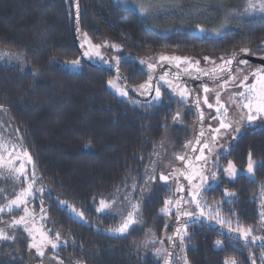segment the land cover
Segmentation results:
<instances>
[{
	"label": "trees",
	"instance_id": "trees-1",
	"mask_svg": "<svg viewBox=\"0 0 264 264\" xmlns=\"http://www.w3.org/2000/svg\"><path fill=\"white\" fill-rule=\"evenodd\" d=\"M246 2H232L237 7L231 13L237 18L222 29L214 23L222 12L215 14L211 5L205 4L202 13L156 28L151 18L115 0H77L80 40L87 50L102 45L99 52L109 53L104 59L122 57L116 66L136 89L150 74V60L139 63L145 58L214 59L243 48L251 49L247 54L264 55V14L249 15L242 10ZM73 20V0H0V48L16 53L22 61L21 65L0 61L1 122L17 131L18 144L31 155L38 184L44 189L38 198L27 201L28 209L34 211L26 218L27 227L33 229L37 243L44 238L41 233L53 240L60 233L59 246L44 248L40 256L28 247L32 236L24 225L10 228L8 233L16 239L0 242V264H156L145 245L144 231L158 234L165 227L171 232L174 220L167 222L160 213L169 190L157 171L165 158L184 149L191 135L192 109L165 90L160 103L140 101L129 94L122 98L109 87L113 73L82 61L77 70L69 69L66 61L79 55ZM249 151L256 161L264 162V124L243 127L238 138L215 156L216 183L202 195L209 206L220 203L215 213L226 222L217 223L231 229L253 226L252 234L257 236L264 167L255 169L254 180L247 175L231 179L218 170L229 160L245 169ZM146 168L148 175L156 177L150 184H146ZM225 189L235 193L230 202H225ZM130 193L132 201L140 204L137 218L141 223L126 234L112 235L108 230L121 222L124 197ZM100 199H116V210L97 212ZM61 201L83 213L84 221L73 219ZM22 214L15 210L1 218L18 219ZM185 227L183 245L179 248L177 242L175 248V252L180 249L185 264H223L230 257L239 259V264H264V245L237 241L197 221L184 225L182 232ZM216 241H222V246Z\"/></svg>",
	"mask_w": 264,
	"mask_h": 264
},
{
	"label": "snow or ice",
	"instance_id": "snow-or-ice-1",
	"mask_svg": "<svg viewBox=\"0 0 264 264\" xmlns=\"http://www.w3.org/2000/svg\"><path fill=\"white\" fill-rule=\"evenodd\" d=\"M257 7L261 13H264V0H248V5L245 11L257 10ZM139 11L142 15H147L150 9L141 7L139 8ZM198 27V30L201 32H204L205 29ZM79 31V29H77ZM216 35H220V32L217 31L215 33ZM113 48L119 49V45H111ZM261 46H264L262 44ZM81 47H84L82 44ZM102 47V45H95L90 46L89 50H86L82 53L84 57H87L89 59H92L94 57H98L101 60L104 58L101 56V53L99 52V48ZM240 53H250L251 49L249 48H243L239 50ZM122 57L117 56L114 57L115 64L118 65L121 61ZM205 60H210L211 58L205 57ZM222 63L220 65H217L216 68L204 71L202 69H199L196 67L198 65V61L193 64V62L187 58V57H169L161 55L158 57V64H152L148 63L147 68L149 70V77L148 80L144 83L137 86L135 91H140L142 94H149L152 96V102L154 103H160L163 99L162 93L160 90L159 83L163 81L165 84H167L168 88H170L180 99L178 102H185L187 97L190 96L192 93L187 88H180L179 86H173L172 82L169 80H166V76L170 75V73H164V74H156L158 76V79L154 81L153 79V73L156 72V68L162 64V62H173V61H184L188 63L189 67L185 71H191L195 70L197 72V78L200 77V75L209 77L212 79L214 83H217L221 80H223V86L227 87L229 84L234 85L236 87V92L229 97V103L231 105V108L234 110L233 112H230L229 106L221 101L220 99V92H216V115L212 117L214 121L218 122V127L212 128L211 125H209V134L212 138L213 143H215L216 139L221 134H232L235 133L237 135H233V139L238 138V134L241 132L242 128L245 126H251L254 125V123L257 121L258 118L264 119V67H260L255 69L254 71H249L247 68V61L245 60H239L238 54L233 53L230 58L220 57L219 58ZM237 65H244L243 68H237L235 70V73H233V62ZM107 62V61H105ZM139 63L141 65L145 64L146 62L144 60H140ZM212 63H215V61H212ZM66 64L71 66L72 68H78L80 65V60H72V61H66ZM179 67V65H177ZM245 72L248 74L245 75ZM227 74V78L225 79V76L223 74ZM178 78V77H176ZM123 77L119 74V69L117 68V80H122ZM252 80L253 82L250 84L249 80ZM239 81V83H237ZM108 84L116 88V84L113 81H108ZM119 93V95L127 97L128 90L127 86L125 88H117L116 89ZM211 91V89L208 88L207 84L203 87V92L205 93L204 103L207 104L208 108H213L212 104L208 103L207 100V94ZM154 93V95H152ZM133 103H136V101H133ZM200 100L197 98L196 100V107L199 108ZM3 106L0 105V108ZM235 115L238 117V119H231V117ZM180 116V113L178 112L174 117L173 121L175 122ZM200 123H201V129L200 134L196 139V143H201V138L204 136L205 129L203 128V112L200 113ZM9 147L12 149V152L16 151V145L13 144L10 140L5 141L2 136H0V153L8 151ZM188 147V145H186ZM207 149L209 153L212 152V148L209 147L207 143H203V146L199 149L201 155L196 156V161L203 162L204 164L207 163L208 157L204 155V151ZM193 151H196L195 148H193ZM12 153L10 152L9 155ZM24 155L26 156V162L20 161V167L19 168H12L10 169V172H14L15 180H22L26 183V187L21 186V190L19 192L13 191V197L14 198H8L5 196L6 203L0 204V213H11L14 210L20 209L23 207V211L25 215L20 216L18 219L13 218L11 222L8 224L11 228H16V226L24 225L25 231L29 233V236H32L33 229L27 227V221L26 217L29 216V209L27 207V201L29 198L34 196L35 192L43 193V188H36V173H35V166L33 165V171L31 173V177L29 178L26 169H25V163H32V157L30 154L27 153L25 150ZM0 159H2V156H0ZM177 159L180 161L185 162V166L180 171V175L184 176V173L189 171V167H193L190 163L186 161V154H177ZM16 160H20L19 156L16 157ZM157 160H159V154H157ZM215 162V161H214ZM156 161L153 162V168L151 169L152 172H155L156 167ZM257 167H264V162H258L253 158V154L251 151L248 153L247 158V167L245 169H238L235 165V163L231 160L228 161L226 167H218V170L220 172H223L227 174V176L231 179H234L238 175H247L249 179L254 180V172ZM206 169H202L200 171H193L192 175L184 176V178L189 182L190 188L187 193V196L189 199H185L184 196H180L178 199H166L164 201L165 207L161 209V212L166 215L172 214V209L175 208L177 213V218L179 220V217H189L191 222H196L200 217L204 216V212L202 210V204L207 207H212V210L208 213L209 217L212 219H218V216L213 217L212 213L216 212L220 208V203L218 202L215 206H208L206 204V201L202 200V193L204 191L211 190L212 184L207 181V179L203 176V171ZM149 169H145V175H146V184H150L152 181L156 179L155 175H148ZM212 181H216L217 173L212 172L211 174ZM7 179V177H5ZM160 181L164 182L165 185L169 182V180H175L177 179L176 173L170 172L169 174L165 175L161 173L159 175ZM193 181H199L198 183H193ZM127 187V186H126ZM136 185L133 184L132 188L135 189ZM184 188L183 185H180L177 188V192H183ZM5 192L4 189H0V194H3ZM120 190L117 189V193L119 194ZM143 195V192L140 193ZM225 195V202H230L232 198L235 197V193L228 191L225 189L224 191ZM95 199V198H94ZM124 202L126 206L122 207L121 209V223L119 227L115 229H109L110 232H116L118 234H126L128 231L136 224L141 223L140 220L137 219V217L140 216L141 213V207L139 203H135L131 199V193L124 197ZM43 203V201H41ZM61 205H64L67 207L66 202L61 201ZM118 201L116 199H112L110 201L105 199H100L99 201V207L95 210L97 212H113L116 210ZM186 204H195L196 208H200L201 211L199 213V216H195L193 212L186 211L185 205ZM262 208H264V204L261 205ZM42 212H44V209H41ZM70 211H73V214L78 215L79 217L83 216V213H75L73 209H70ZM126 213V215L124 214ZM261 223L264 224V211H261ZM182 224L187 225L189 221H180ZM226 221H220L221 224L225 223ZM227 223H231L230 221H227ZM255 231V228L253 226H249L247 228L238 225L235 229H229V232H235V234L242 238L245 242H248L249 239L252 242H255L256 240H260L261 242H264V236H254L252 233ZM41 235L44 237L43 240L39 243L35 241V237L32 236V242L29 243L28 247L30 249H36V252L40 255H44V248L51 246L52 249H56L58 245V241L60 238V233H56V239H49L44 233H41ZM181 243V246L184 242V237L187 235L186 227L183 230L177 229L175 234ZM16 239L15 235H10L4 228H0V240L5 241H14ZM169 240H173V237H168ZM216 245L218 247L222 246V241H216ZM161 250H157V255H159ZM62 264V261L60 262ZM167 264V261L165 262ZM225 264H237V262L233 259L231 261L225 260Z\"/></svg>",
	"mask_w": 264,
	"mask_h": 264
},
{
	"label": "rangeland",
	"instance_id": "rangeland-1",
	"mask_svg": "<svg viewBox=\"0 0 264 264\" xmlns=\"http://www.w3.org/2000/svg\"><path fill=\"white\" fill-rule=\"evenodd\" d=\"M115 1L124 7H129V8L134 9L142 17L151 18L153 21V25L156 28H161L162 26H170L171 23H174L173 19L187 18L189 16H194V15H197L199 13H202L204 11L203 6L205 4L211 5L215 9V14H216V12H219V11L222 12V15L220 17L217 18L215 16V18H214L215 28H222V29L228 28V27H230L229 25H231L230 23H232V21L237 18L236 17L237 15L231 13V12H233L232 10H234V8L237 7L236 4L232 3L233 1H236V0H115ZM254 2H255V0H254ZM247 5H248V2H246L242 6L243 11H245V9L247 8ZM141 7L150 9V11L148 12L147 15H142L140 13L139 8H141ZM231 8H233V9H231ZM205 11H207V9ZM247 12L249 15H251V13H255V14L261 13L259 11L258 7H257V10H255V11L248 10ZM261 14H264V13H261ZM84 47H85L84 50L86 51L87 48H86V46H84ZM105 47L108 50L111 49L110 47L108 48V46H105ZM89 48L90 47L88 46V50H89ZM107 54H109V53L101 54V56L106 57ZM204 58L205 57H193L192 59H194L195 62L198 61L199 62L198 64L204 68L214 65L215 63H212V61L217 62L220 60L218 57L214 58V59L211 58L210 60H205ZM94 59L102 61L98 57H94ZM155 59H156V56L149 57V59L145 58L143 60L144 61L150 60L149 63L154 64ZM0 61L12 64V65H17V64L21 65L22 64V61L20 60L19 57H17L16 53H12V52L6 51V50L1 49V48H0ZM109 61L115 64V61H113V60H109ZM66 66L71 70H77L78 69V68H72L68 64ZM252 67H253V65L247 66L248 70H250V71L253 70ZM237 68H242V67L237 66L235 68V70ZM235 70L233 73H235ZM246 73L247 72H245V74ZM111 81H113L116 84V88H113L109 85L110 89L114 93H116L118 96L125 98L124 96L119 95L118 91L116 90L117 88H122V86H120V83L117 80L116 76ZM252 82L253 81L250 79L249 83L251 84ZM223 83L224 82H222L218 85L212 84V85L208 86V88L211 89V91L207 94V100H208L209 104L213 105V108H211V109L208 108L207 104H205L203 102L204 98H205V93L203 92V87L198 86L196 88L197 93H198V97H199V100H200V103H201V106H202V109L204 112V117H205L204 129H205V132H204V136L202 138V141H201V143H200V145H199V147H198V149L194 155L193 161L198 162V161H196L195 158H196V156L201 155L199 149L203 146V143H207L209 145V147L212 148L211 153H209L207 151V149H205V151H204V155L208 157L207 163L204 164L203 162H200L204 165V167L206 169L203 171V176L212 185L216 183V181H212V178L210 175L212 172H216L215 166H217V165H215V162H214L215 156L224 152L227 144L233 139L232 136L237 135L235 133L221 134L218 136L215 143H213L212 138H211L209 131H208L209 125H211L213 129L218 127V122L214 121L212 119V117L216 115L217 105H216L215 93L217 92V90L220 91L221 101L229 106L230 112L234 111L231 108V105L229 103V97H231L236 92L237 89L234 85H231V84H229L227 87H224ZM237 83H239V81H237ZM159 86H160L161 91H163V90L167 91L173 99L179 101L180 98L170 88H168L167 84H164L163 81H161L159 83ZM179 87L185 88L184 86H179ZM153 95H154V93H153ZM151 102H152V98H151ZM152 103H154V102H152ZM181 103H183L185 106L189 107V109L190 108L192 109V111H190L191 120H192V125H191V130H190L191 135H190L189 140L185 143V145H184L185 147L183 150L174 153L170 159L165 158L162 161L161 168L157 171L158 179H159V175L161 173L167 175L173 171L176 173V176H177V171H178L179 166L182 162V161L177 159V154H182V153L185 154L186 153V151H187V149H188V147H189V145H190V143H191V141L195 135V125H196V117L197 116H196V112H195V110L192 106V103H191V97L188 96L186 101L181 102ZM231 119H238V117L233 115L231 117ZM1 121L4 122L2 117H0V136H2L5 141L10 140L13 144H15L17 146L15 152H12V149L9 147L8 151L0 153V156H2V159H0V189L5 190V192L3 194H0V204H4V203H6L5 196H7L8 198H14L12 195L14 190L16 192H19L21 190V186H24V187L27 186L26 183L23 182L22 180H15L14 179L15 173L10 172V169H12L14 167L15 168L20 167V161L21 160L26 162V156L24 155L25 150L22 149L18 144L17 131L12 130L6 124V122L3 125ZM262 124H264V119L258 118L257 121L254 123V125H251V126H256V125L258 126V125H262ZM186 145H188V147H186ZM10 152L12 153L11 155H9ZM17 156H19L20 160H16ZM25 169H26V172L30 178L31 173L33 171V164L32 163H25ZM189 175H192V173H190ZM5 177H7V179ZM36 177H37V181H36L35 187L36 188H42L41 185L38 184L37 174H36ZM198 182L199 181H193V183H198ZM162 183L164 184V182H162ZM164 186L166 187L167 190H169V195L167 196L166 199L175 200L177 197V179L169 180L167 185H164ZM189 188H190V185H189V182L187 181V183H186V196H185L186 200L189 199V197L187 196ZM40 195H42V193L35 192L34 196L29 198V200H32L34 198H38ZM202 200L204 201L203 195H202ZM262 204H264V197L261 198V204L259 207V215H260L261 211H264V208L261 207ZM60 206L64 207L65 210L68 212V214L73 219H75L77 221H84L83 216L79 217L78 215L73 214V211H70V209H73L75 211V213H81L75 207H73L69 204H67V207H65L64 205H61V203H60ZM164 207H165V204L162 208H164ZM184 207H185L186 211H191V212H193V214H199L201 211L200 208H196L195 204H186ZM17 210L23 211V207H21L20 209H17ZM202 210L204 212V215L209 216L208 213L212 210V207H207V206H204L202 204ZM174 211H175V208L172 209V214L174 213ZM7 213L8 212L0 213V228H4L8 232L9 229L11 228L8 226V224L11 222V220L13 218H17V217L1 218V215L7 214ZM160 213L165 215L167 217V219H169V220H167V222H169V221L171 222L170 219L174 218V216L172 214L166 215V214L162 213L161 211H160ZM33 214H34V211L32 209H29V216H27L26 218H29V217L31 218V216ZM23 215H25V213L22 214L21 216H23ZM212 215H213V217L218 216V219H215V221H223L221 219V217L219 215H217L215 212H213ZM137 219L140 220V218H137ZM120 223L112 229L119 227ZM259 226H260L261 231L264 230V224L261 223V216H260ZM234 227H237V226H234ZM108 233H110L112 235H122V234H118L116 232H110V231H108ZM170 234H171V232H167L165 227L161 228L160 232L158 234L155 233L154 231H147V230L144 231V237H145L146 243L144 241L143 242L145 243V245L148 244L149 255L151 256V258L154 261L157 262L156 264H162V261H163V258H164L165 252H166V245H167L168 240H169L168 237H170ZM1 241H5V240H0V242ZM179 246H180V240H178V247ZM158 249L161 250L159 255H157ZM179 250H178V252L174 251V254H173L174 263L173 264H185L182 261V254L179 252ZM233 259L237 262V264H239V259H237V258L230 257V258H226L225 260L231 261ZM225 260H224L223 264H225Z\"/></svg>",
	"mask_w": 264,
	"mask_h": 264
},
{
	"label": "water",
	"instance_id": "water-1",
	"mask_svg": "<svg viewBox=\"0 0 264 264\" xmlns=\"http://www.w3.org/2000/svg\"><path fill=\"white\" fill-rule=\"evenodd\" d=\"M73 18H74V20H73L74 40H75V44H76V47H77V50H78V54H79L77 59H79L80 62L82 61L85 64H87L88 66H91V67L96 68L98 70L111 72L117 78V66L114 63L110 62L107 59H104V60L100 61V60H96V59H93V58L89 59V58L84 57L82 55V53L85 50L83 49V47H81L82 44H81V40H80V34H79V31L77 30V29H79V25H78L79 24V13H78L77 0H73ZM237 54H238V59L239 60H245V61H247V63L256 64L257 68L264 67V57L263 56H254V55L244 54V53H237ZM166 56L173 57V55H166ZM230 57H227V58H230ZM105 61H107V62H105ZM221 63H222V61H220L217 65H220ZM217 65H216V67H217ZM235 65H236V63L234 61L233 62V66H232L233 70H234ZM216 67L214 66L212 69H214ZM257 68H255V69H257ZM157 73L158 74L170 73V75L166 76L168 79L173 80V81L174 80L177 81L178 85L183 84V85L187 86L189 91L192 93L190 95L191 103H192V106H193V108H194V110L196 112V116H197L196 117V125H195V135L193 137V140L190 143L189 148L187 149V151L185 153L186 154V161L192 165L193 164L194 155H195V153H196V151H197V149H198V147L200 145V144L196 143V139L199 136L200 129H201L200 113L203 112L201 103L199 105V108L196 107V100H197V98H199L197 90H196V86L198 84L212 85V84H215V83L212 81V79H210V78H208L206 76H200L199 78H197L196 75H194L192 77H185L184 75L179 74L172 66H170L168 64H166V65L163 64V65H160L159 67H157L156 72L153 73L154 81L158 78V76L156 75ZM119 74H120L121 77H123V79L122 80H118V81H119L120 85L122 86V88H125L127 86L128 94L130 96H132L133 98H135L137 100H140V101H149L152 98V96L147 94V93L142 94L139 91H135V89L131 88L128 85V83L126 82L123 74L120 71H119ZM223 75L225 76V79H226L227 78V74L225 73ZM176 77H178V78H176ZM221 81H223V80H221ZM221 81H219V82H221ZM219 82H217V83H219ZM152 95H153V93H152ZM204 122H205V117H204V112H203V128H204ZM202 138H201V141H202ZM193 148H195L196 151H193ZM184 166H185V162L182 161L180 166H179V169L177 171V188L180 185H183L184 191L183 192H177L176 199H178L180 196H184V198L186 196V183H187V180L184 178V176H189L191 167H189V171L188 172L184 173V176H181L180 175V171L182 170V168ZM194 215L195 216H199V214H194ZM180 221H189V222H191L189 217H184V216L179 217V220H178L177 213H176V210H175L174 211L173 228H172V231H171V234H170V237H173V240H168V243L166 245V252H165L162 264H165L166 261H167V264H171V261H172V258H173V254H174L175 248L177 246V242H178V237L175 235L176 231H177L178 228L182 229V227L184 226V224H182ZM196 221L199 222V223L205 224L206 226L210 227L211 229H213V230H215L217 232H220V233H222V234H224V235H226V236H228V237H230L232 239H235L237 241H241V242L249 243V244H254V245H264V242H261L260 240H256L255 242H252L249 239L248 242H245L242 238H239L235 234V232H231L230 233L229 232L230 228L217 223L216 221L212 220L211 218H209V217H207L205 215L200 217ZM257 237H260V236H257Z\"/></svg>",
	"mask_w": 264,
	"mask_h": 264
},
{
	"label": "flooded vegetation",
	"instance_id": "flooded-vegetation-1",
	"mask_svg": "<svg viewBox=\"0 0 264 264\" xmlns=\"http://www.w3.org/2000/svg\"><path fill=\"white\" fill-rule=\"evenodd\" d=\"M237 53H240V52H237ZM232 55V54H231ZM231 55H229V56H227V57H230ZM255 56H263L264 57V55H255ZM173 57H187V56H177V55H173ZM227 57H225V58H227ZM187 58H189L192 62H193V64H195V61H194V59H192L191 57H187ZM221 60H219V61H217V62H215V64L214 65H212V66H209V67H201L199 64L198 65H196V67H198L199 69H202V70H204V71H208V70H211L214 66L216 67V65L220 62ZM154 64H158V57L156 58V60H155V62H154ZM166 65V64H168V65H170V66H172L179 74H181V75H184L185 77H192V76H194V75H196L197 76V72L195 71V70H191V71H185L186 69H188V67H189V65H188V63H186V62H184V61H173V62H171V63H169V62H162V64L161 65ZM177 65H179V67H177ZM248 65H253V67H252V69L254 70L255 68H257V65L256 64H252V63H247V66ZM237 66H239V67H245L244 65H235V67H234V70H235V68L237 67ZM159 67V66H158ZM157 69V68H156ZM251 69V70H252ZM234 70H233V72H234ZM252 70V71H253ZM250 71V70H249ZM248 73H246L245 75H247ZM200 76H203V75H200ZM209 78V77H208ZM158 79V78H157ZM156 79V80H157ZM166 80H169V81H171L172 82V84H173V86H184L185 88L187 87V86H185V85H183V84H181V85H178V83H177V81H173V80H170V79H168L167 77H166ZM223 81H221V82H219V83H215V85H218V84H220V83H222ZM164 83V82H163ZM165 84V83H164ZM204 85L205 84H198L197 86H196V88L199 86V87H204ZM207 86H209L208 84H207ZM188 88V87H187ZM217 92H220V91H218L217 90ZM193 140V139H192ZM190 146V145H189ZM189 148V147H188ZM200 162H194L193 161V166H194V168L193 167H191L190 168V173H193V171L195 170V171H200V170H202V169H205V167H204V165L202 164V163H200ZM264 235V230H262L261 232H260V235H257V236H263Z\"/></svg>",
	"mask_w": 264,
	"mask_h": 264
}]
</instances>
